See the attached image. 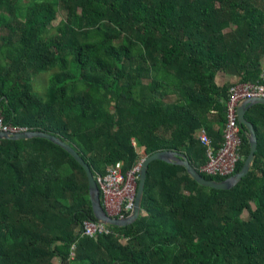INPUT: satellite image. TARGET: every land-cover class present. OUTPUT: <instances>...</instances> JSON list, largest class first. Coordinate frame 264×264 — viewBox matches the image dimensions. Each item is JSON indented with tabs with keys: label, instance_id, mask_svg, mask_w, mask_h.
Returning a JSON list of instances; mask_svg holds the SVG:
<instances>
[{
	"label": "trees",
	"instance_id": "obj_1",
	"mask_svg": "<svg viewBox=\"0 0 264 264\" xmlns=\"http://www.w3.org/2000/svg\"><path fill=\"white\" fill-rule=\"evenodd\" d=\"M263 58L264 0H0L4 122L61 138L94 177L160 151L184 154L206 180L239 172L245 127L228 177L201 172L196 133L213 111L224 121L229 88L217 75L256 83ZM50 72L40 96L34 77ZM246 119L257 135L247 175L215 190L151 162L140 218L111 228L126 240L83 236L84 221H97L67 151L43 138L0 139V264H264V105Z\"/></svg>",
	"mask_w": 264,
	"mask_h": 264
},
{
	"label": "built area",
	"instance_id": "obj_2",
	"mask_svg": "<svg viewBox=\"0 0 264 264\" xmlns=\"http://www.w3.org/2000/svg\"><path fill=\"white\" fill-rule=\"evenodd\" d=\"M229 94V100L225 104V122L220 145L218 147L212 146L204 129H200L198 136L201 145L205 148L206 155V161L201 167V172L207 176L228 177L234 172L236 164L240 160L241 150L237 109L244 100L264 99V76L256 83H238L230 87ZM20 131L24 130L15 129L4 122L0 110V132L16 133ZM141 162L126 173L123 172V163L118 162L109 166L103 176L94 177L99 187L102 206L109 218L124 220L133 213L136 205V190ZM111 228L98 222L86 220L83 223V236L97 239L99 236L105 235L124 239L123 236L115 234Z\"/></svg>",
	"mask_w": 264,
	"mask_h": 264
},
{
	"label": "water",
	"instance_id": "obj_3",
	"mask_svg": "<svg viewBox=\"0 0 264 264\" xmlns=\"http://www.w3.org/2000/svg\"><path fill=\"white\" fill-rule=\"evenodd\" d=\"M262 104L264 105V99L263 98H253L242 101L237 109V121L239 125L246 128V136L249 144V152L247 157L245 158L241 169L236 174L220 181H210L206 180L198 171H196L188 162L184 154L177 153V152H171V151H160L153 153L152 155L148 156V158L144 159L141 162V171H140V177L137 184V190H136V205L133 213L130 217L124 220H114L108 217L106 214L102 202H101V195L99 191L98 184H96V181L94 179V176L92 172L90 171V168L88 164L83 160V158L80 156V154L67 142L62 140L61 138L48 134L46 132H40V131H20L16 133H8V132H0V139H6V140H25V139H33V138H43L47 139L54 144L60 146L65 151H67L82 167L84 170V173L86 175V178L89 182V193H90V200L92 204V210L94 217L96 221L100 224H103L105 226H110L114 228H127L132 225H134L141 215V208H142V196H143V189L146 179V174L148 170V166L153 161H163L169 164H174L181 166L185 169L186 173L200 186L208 187L215 190H230L234 186H236L243 177L247 175V173L250 170V166L252 163V160L254 158V154L257 147V140H256V131L254 129V126L252 123L247 121L246 119V113L247 111L254 105Z\"/></svg>",
	"mask_w": 264,
	"mask_h": 264
},
{
	"label": "crops",
	"instance_id": "obj_4",
	"mask_svg": "<svg viewBox=\"0 0 264 264\" xmlns=\"http://www.w3.org/2000/svg\"><path fill=\"white\" fill-rule=\"evenodd\" d=\"M261 65H262V69H263L262 76H264V58L261 61ZM262 76L260 77V80H261ZM216 82H217L218 86L228 87L229 90H230V87L240 83L238 77H236L234 75L226 74V73H219L217 75ZM207 120H208V125L206 127H201L200 129L205 130L207 136L211 140L212 146L218 147L222 141V129H223V125L225 122V117H224V121H222L219 118V116L217 115V113H214V111H213L212 114L208 115ZM200 129L196 133L197 138L199 136Z\"/></svg>",
	"mask_w": 264,
	"mask_h": 264
},
{
	"label": "rangeland",
	"instance_id": "obj_5",
	"mask_svg": "<svg viewBox=\"0 0 264 264\" xmlns=\"http://www.w3.org/2000/svg\"><path fill=\"white\" fill-rule=\"evenodd\" d=\"M58 22V21H57ZM57 22H55V24H57ZM51 72L50 73H41L39 75H37L36 77H34V90L35 92L40 95V96H45L48 90V82H49V78L51 77ZM246 214H244L243 216H245ZM59 264L60 262L57 261Z\"/></svg>",
	"mask_w": 264,
	"mask_h": 264
}]
</instances>
